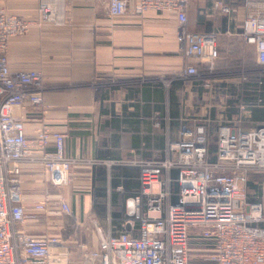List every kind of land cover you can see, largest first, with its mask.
I'll return each instance as SVG.
<instances>
[{"label":"crops","instance_id":"crops-1","mask_svg":"<svg viewBox=\"0 0 264 264\" xmlns=\"http://www.w3.org/2000/svg\"><path fill=\"white\" fill-rule=\"evenodd\" d=\"M43 1L51 17L39 20ZM219 1L231 11L223 12ZM248 1L189 5L188 29L217 34L219 55L210 66L204 58L184 55L172 10L111 15L109 0H0L5 11L30 22L27 32L10 39L11 69H39L44 78L42 108L16 110L27 137L34 139L44 124L60 130L66 134L65 153L75 160L63 185L48 179L40 150L33 148L34 159L20 162L27 213L22 226L28 233L90 248L98 246L95 221L107 234H137L133 198L141 193L143 167L171 155L169 144L179 139L182 126H204L214 155L220 124L264 125L255 47L243 36ZM189 64L197 74L184 71ZM257 73L264 75V66ZM54 149L51 142L45 151ZM176 176L161 175L169 179L171 202L178 198ZM47 196L48 209L37 211ZM141 210L146 211L145 197Z\"/></svg>","mask_w":264,"mask_h":264},{"label":"built area","instance_id":"built-area-1","mask_svg":"<svg viewBox=\"0 0 264 264\" xmlns=\"http://www.w3.org/2000/svg\"><path fill=\"white\" fill-rule=\"evenodd\" d=\"M229 13L230 7L220 2ZM189 0H109V12L131 10L177 12L176 36L187 58H204L213 65L219 55L215 32L188 29ZM39 20L51 17L44 1ZM29 20L0 7V264H73L68 243L59 236H34L22 226L27 213L20 179L22 160L34 159L33 148L43 152L48 179L66 184L74 159L65 153L66 134L44 124L34 139L26 134L24 118L16 112L28 106L42 108L44 78L39 69L12 70L8 57L10 39L29 29ZM243 36L255 47L256 61L264 66V2L250 0L243 22ZM197 74L193 64L184 68ZM215 160L209 158L204 126H182L180 137L169 144L171 155L143 167L141 193L134 199L139 231L107 234L94 222L99 244L90 254L97 264H264V179L249 187L250 171L264 173V125L249 129L235 123L218 127ZM54 151H45L50 143ZM179 168L180 193L170 201L169 179L161 175ZM145 197L146 211L141 204ZM47 196L35 208L46 211ZM71 213L67 202L61 204ZM165 208V213L162 211ZM194 229H198L193 231ZM196 240L204 242L197 246Z\"/></svg>","mask_w":264,"mask_h":264},{"label":"rangeland","instance_id":"rangeland-1","mask_svg":"<svg viewBox=\"0 0 264 264\" xmlns=\"http://www.w3.org/2000/svg\"><path fill=\"white\" fill-rule=\"evenodd\" d=\"M192 1L193 0H189V5L191 4ZM254 1L264 2V0H254ZM188 20H189V16H188ZM187 26H189V24ZM255 68H256V70H255L256 75L258 74L257 72L263 71V67L259 64H256ZM212 156H214V155H212V154L209 155V158H211ZM249 176H250V179L253 180V183L255 184L254 189H256V191H257V188L260 187V184H261L262 180L264 179V173L263 172L250 171ZM251 190H253V189H251ZM96 234H97L96 238H97V241L99 244L100 238H99V235L97 232H96ZM83 235H84V233H83ZM93 249L94 248H90L89 246H86L85 244H82V243H80V244L79 243L78 244L77 243H75V244L70 243V246L68 247L69 257H70V253H72V255L75 254L77 257V258H71L70 257L71 262L73 264H97V262H94L89 257ZM193 255H194L193 262L195 264H200L201 259H200L199 252L195 251V252H193Z\"/></svg>","mask_w":264,"mask_h":264},{"label":"trees","instance_id":"trees-1","mask_svg":"<svg viewBox=\"0 0 264 264\" xmlns=\"http://www.w3.org/2000/svg\"><path fill=\"white\" fill-rule=\"evenodd\" d=\"M256 77H257L258 84H260L261 87H263V86H264V75H261V76L256 75ZM216 150H217V149H216ZM215 158H216V153L214 154V156H212V157L210 158V160H215ZM170 172H171V174H172V177L175 178V177H177L176 175H177L178 173H180V170H179V168H172V169L170 170ZM175 172H177V174H176ZM174 186H175V189L179 190V192H178V198H179V193H180L179 176H178L177 181L174 182ZM249 187H250L251 189L255 187V184L253 183V180H251V179H250V182H249ZM177 190H176V191H177ZM100 195H104V194H100ZM178 198H177V196H176V199H177V200H178ZM95 206H97V200H94V207H95ZM136 222H138V223L140 224V220H139V219H138V221L136 220ZM119 233H120V232H119ZM116 234H118V233H116Z\"/></svg>","mask_w":264,"mask_h":264}]
</instances>
